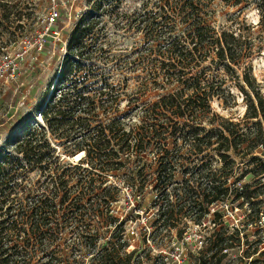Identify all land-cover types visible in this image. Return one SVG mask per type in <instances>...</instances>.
Listing matches in <instances>:
<instances>
[{
	"label": "trees",
	"instance_id": "1",
	"mask_svg": "<svg viewBox=\"0 0 264 264\" xmlns=\"http://www.w3.org/2000/svg\"><path fill=\"white\" fill-rule=\"evenodd\" d=\"M222 1L244 8L255 6L260 13L259 26L264 31V0ZM214 2L158 0L154 9L133 16L132 24L149 41L145 48L149 55L142 58L155 64V71L140 83L139 90L142 88L143 93L130 100L126 111L121 109L120 102L128 79L118 83L111 80L117 75L114 65L109 66L113 59L95 39H87L96 30L99 20L90 12L82 14L69 38L55 87L44 98L40 110L43 123L24 124L12 152H0V264H86V261L87 264H142L144 257L136 255L137 248L126 250L125 229L127 220L140 215H132L133 211L142 207L146 208V213L153 208L148 223L150 235L154 237L175 227L178 212L184 209L185 217L190 216L198 226L204 224V218L213 224L206 247L194 251L197 264H264L263 239L261 247L253 250L248 247L232 257L234 250L249 243V235L245 233L248 226L264 224V183L261 180L264 178V95L247 71L242 80L250 92L242 85L241 88L247 96L246 116L254 120V127L247 130L226 120L212 107L215 98L226 95L227 78L221 77L219 70L232 74L234 80L240 79L238 68H247L246 60L258 52L261 45L251 24L239 29L217 28L211 11ZM214 67L217 73L212 72ZM166 84H176V91L161 95L154 103L144 100L148 93ZM133 103L142 108L146 106L142 123L137 127L127 122L132 119ZM161 115H166L171 127L162 123ZM182 121L186 123L180 125ZM168 132L170 136L179 135L177 139L181 134L194 139L197 154L203 153L205 148L218 151L223 172L194 176V180L176 183L173 191H167L175 178L173 161L166 155L169 141H162ZM50 137L61 141L60 145L68 154L83 152L85 157L77 164L70 163L56 177L49 174L42 184L40 180L29 184L32 172L42 170L43 174L59 169L60 156ZM152 149L159 151L162 157L158 158L152 180L143 181L146 179H141L143 159ZM231 152L250 158L247 163L251 168L246 170L247 181L243 184L240 181L238 185L229 183L236 165ZM132 164L135 165L133 174L136 171L138 174L126 180L124 174L125 183L132 190L136 189L134 199L138 203V196L146 195L143 188L150 185L153 202L148 208L142 203L131 208L126 219L121 220L110 205L118 199L119 188L115 184L104 186V183L109 181L108 173L119 174ZM80 168L84 175L79 181H86L87 185L77 191L75 186H70L73 176L66 178L65 175L70 169ZM226 171L228 173L224 174ZM137 175L140 185H136ZM202 177L209 182H202ZM195 182L204 187L202 192L201 188H194ZM51 183L52 190H49ZM178 197L185 203L177 207L172 200ZM102 202L107 204L106 211ZM225 203L241 207L242 227L238 224L231 227L224 221L227 210L221 206ZM106 214L110 222L105 220ZM86 215L97 218L107 231L112 230L111 233L106 235L96 230L88 234L82 229L71 249L61 247L65 221ZM186 231L187 226H184L178 233L182 237ZM143 234L146 239L148 231ZM101 236L103 243H100ZM250 258L251 262H247Z\"/></svg>",
	"mask_w": 264,
	"mask_h": 264
},
{
	"label": "rangeland",
	"instance_id": "2",
	"mask_svg": "<svg viewBox=\"0 0 264 264\" xmlns=\"http://www.w3.org/2000/svg\"><path fill=\"white\" fill-rule=\"evenodd\" d=\"M156 1L158 0H0V57L4 50L7 49L17 54L25 51L22 57H18L19 69L15 79L7 80L6 77L0 75V152H12V145L22 131L24 124L43 123L40 110L44 104V98L55 87L56 78L62 69L63 60L68 51L69 38L80 17L85 12H90L92 16L99 20L96 30L87 39L88 41L90 37L91 40L95 39L97 44L101 45L106 51V55L113 59L110 61L109 66L112 67L114 65L117 69V75L113 76L111 80H115L118 83L120 80L128 79L120 105L123 111L129 109L127 105L130 100L141 96L143 93L142 88L139 90L140 83L148 79L149 74L155 71V64L153 65L148 59L142 58V55L145 57L149 55V53L145 52L147 51L145 48L149 46V41L145 38L144 33L132 24V18L135 14L154 9ZM214 1L211 11L217 28L239 29V27L243 28L245 25L251 24L255 27L257 41H260L261 49L246 60L247 68H238V73L241 75L240 79L235 78L234 80L231 76L232 74H227L223 69L219 70L221 77L227 78L225 85L226 95L224 98H215L212 101V107L216 113L226 120L238 123L240 129L247 130L254 127V120L246 116L247 96L241 88L242 85L246 87L248 93L250 92V88L242 80L247 71L254 77L261 93L264 95V31L259 26L260 13L255 6L244 8L243 6L227 5L222 0ZM146 5L147 7L144 8ZM54 6H60L62 18L49 27L46 33V29L49 26L46 17L48 11ZM32 37H39L43 41L44 46L42 49L40 44H37ZM28 39L31 40L29 41ZM1 64H3V61L0 59V66ZM216 69L217 67H214L212 72L217 73ZM175 85L166 84L163 88L155 89L148 93L144 100L154 103L161 95L176 91ZM135 105L133 103L131 106L132 119L127 122H132L137 127L142 123L144 118L142 116L146 106L142 108V106ZM6 115L7 117H5ZM161 121L162 123H168L171 127L166 115ZM184 123L186 122L182 121L180 125ZM167 135L165 136L167 138L162 141L164 143L169 141L170 148L166 155L172 159L175 168L174 182L169 184L167 191H173L176 183L184 184L186 180H194V176L211 174L213 171L223 172L221 169L223 162L218 151L213 148H205L203 153L197 154L194 148V139L191 137L185 135L184 137L181 134V137L177 139L179 135L177 137L170 136L169 132ZM50 139L54 148H56L57 154L60 156L59 169L43 172V174L41 173L42 170L34 171L30 174L31 182L29 184L33 185L38 180L42 184L49 174L52 173V177H56L58 174L63 173V170L70 166V163L77 164L85 157L84 154L77 156L79 153L76 155L68 154L66 148L60 145L61 141H54L52 137ZM158 152L156 149H152L145 155L143 159L145 166L142 170L141 179H143L142 177L146 179H143V181L149 178L152 180L154 177L153 172L158 166V158L159 156L162 157V154ZM230 154L236 160V165L229 176V183L238 185V181H240L243 184L247 181L246 177H244L246 170L251 168V165L247 163L250 158L244 159L234 152ZM132 157L135 159L134 155ZM134 167L135 165L132 164L119 174L116 171L108 173L107 179L109 181L104 183V186L115 184L119 188L118 199L110 203V205L112 212H115L116 215L118 214L121 220L126 219V214L131 212V208L137 207L141 203L148 208L153 202V197L151 196L153 195L152 187L150 185L143 188L146 195H139L137 199L140 203H138L134 199V191L136 189L132 190V187H128V184L125 183L124 174L125 180L130 175L138 174L136 170L133 174ZM225 173L228 172L226 171ZM81 175H84L81 168L79 170L70 169L66 172V178L73 176L70 179V186H75L74 190L80 191L85 189L87 185L86 181H79ZM139 175L136 177L138 181L136 185L141 183L139 182ZM261 180L264 183V178ZM203 181L209 182L206 177H202ZM193 185L194 188H201V192L204 189L203 186H197L196 182ZM51 186L52 183L49 185V190H52ZM178 188L183 191L180 186ZM61 193L63 195L64 192L61 191ZM143 196L145 199H143ZM59 201L60 197L57 198V202ZM173 202L177 207L185 203L184 199L181 200L179 197L178 199L173 198ZM186 205L188 207V204ZM106 207L107 204L102 202V208L105 211ZM221 207L227 210L224 215V221L229 226L234 227V225L238 224L242 227L241 219L243 214L241 207L231 203L228 205L225 203ZM142 208L133 211L132 215L140 213L136 219H129L125 223L128 240L126 250L130 251L137 248L138 252L136 255L144 257L143 259L141 258L142 264H197L194 251L206 247L213 224L207 218H204V224L198 226L191 220L190 216L185 217L184 212L186 209H184L182 212H178L175 227L169 231H164L161 236L154 237L150 235L149 230H151V227H149L148 223L149 217L153 216V208L148 209L149 212L147 213L145 211L146 208ZM106 215L107 219H103L110 222L108 214ZM262 223H264V217L262 218ZM83 225L87 227L85 228ZM65 226L62 235L63 240L60 242V246L65 249H71L74 246V242L78 239V234L82 232V229L88 234L100 230L102 234L106 233V235H109L112 231H107V227H104L97 218L93 219L88 215L77 216L65 221ZM184 226H187V231L181 237L178 230L184 228ZM248 227L245 233L249 235V243L245 244L244 248L240 250H234L232 257L243 253L244 249L248 247L251 250L255 247H261V239L264 240V224L259 223ZM146 230L148 234L145 239L143 232ZM102 238L101 236L100 243L104 241ZM262 249H264V246ZM67 253L69 254L71 251H67ZM247 262H251V258Z\"/></svg>",
	"mask_w": 264,
	"mask_h": 264
},
{
	"label": "built area",
	"instance_id": "3",
	"mask_svg": "<svg viewBox=\"0 0 264 264\" xmlns=\"http://www.w3.org/2000/svg\"><path fill=\"white\" fill-rule=\"evenodd\" d=\"M60 18H62V9H60V6H54L48 11V15L46 17V21L49 24L48 28L46 29V33L49 30V27H51L55 22H57ZM32 39L37 43L40 44V48L42 49L44 46L43 41L40 40L39 37ZM29 41L31 39H28ZM60 40V39H59ZM23 51L22 53L19 52L13 53L12 50H4L2 53L0 59L3 61V64L0 66V75L2 77H6L7 80L9 79H15L16 75L18 73L19 69V62H18V57H22L24 55ZM15 54V55H14ZM7 117V115L5 116Z\"/></svg>",
	"mask_w": 264,
	"mask_h": 264
},
{
	"label": "bare ground",
	"instance_id": "4",
	"mask_svg": "<svg viewBox=\"0 0 264 264\" xmlns=\"http://www.w3.org/2000/svg\"><path fill=\"white\" fill-rule=\"evenodd\" d=\"M82 154H83V152L79 153L77 156H80V155H82Z\"/></svg>",
	"mask_w": 264,
	"mask_h": 264
}]
</instances>
